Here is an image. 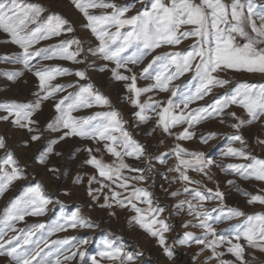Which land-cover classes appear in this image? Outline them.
Wrapping results in <instances>:
<instances>
[{"label":"snow or ice","instance_id":"1","mask_svg":"<svg viewBox=\"0 0 264 264\" xmlns=\"http://www.w3.org/2000/svg\"><path fill=\"white\" fill-rule=\"evenodd\" d=\"M72 4L84 15L88 21L86 27L95 35L98 45L95 50L89 49L93 55L99 54L103 60L115 62L116 67L110 69L116 80L130 81L126 84L128 91L134 93L130 98V103L138 110L134 115L141 122H146L150 117L146 114L149 111L156 112L157 126L168 135H173L171 129L177 125L187 124L183 131L176 134L177 140H190L195 133L190 129L197 123L221 116L225 109L231 105H238L245 109L249 120L237 117L235 112L230 113L237 123L231 127L239 130L245 124L252 123L261 117H264V83L253 84L241 82L232 91L230 95H224L216 98L211 104L191 109L185 113L189 104L202 100L205 96L213 91V87H223L229 81L219 77V72L225 69H234L237 71H247L250 73L264 74V13L254 11L255 0H232L226 4L223 0H150V7H143L134 15H126L132 5L120 6L108 0H71ZM137 3L143 4V0H136ZM90 8L111 9L102 15L90 14ZM45 11L42 5L28 3L26 0H0V29L10 34L11 42L17 44L22 52L15 56V60L21 63L25 69L34 71L38 78L40 94L35 103H0V112L6 113L0 116V121H9L17 127L27 129L32 133L30 139L37 141L41 139L38 129V121L33 119L35 112L40 108L43 100L54 98L56 94L66 91L67 88L74 87L73 84L61 85L53 84L52 81L60 75H70L72 71L67 68L53 67L33 69L32 61L37 57L44 60L54 58L71 60L74 63H81L77 59L82 49L80 42L76 39L62 40L57 45H50L44 48H35L42 40H48L53 37H59L64 33L72 32L73 28L70 22L59 14H52L45 18L42 13ZM259 20V24L257 23ZM31 26V27H30ZM190 26V27H189ZM115 28V31H110ZM250 28V31L248 30ZM122 29H126L123 30ZM189 37H198L199 40L188 51L166 52L153 56L152 60L144 67L140 73L142 78H153L149 69L158 65L161 71L157 72L154 79L155 83L146 87H137V76L132 72L128 65L139 64L144 57L154 52L162 45H178L182 39ZM239 41H243L240 43ZM76 45V51H70V47ZM206 46V47H205ZM35 50H30L34 49ZM132 49L131 54H126ZM0 59H11L7 56ZM170 66H174V71L168 72ZM123 68L130 75L122 74L119 69ZM100 71L108 70L107 65L99 69ZM194 71L193 79L197 81L195 92L186 96L178 104L169 98L166 104L159 100L141 102L142 94L152 92L154 89L168 91L169 84L172 80ZM167 72V74H165ZM216 73V75H214ZM148 74V75H145ZM8 79L15 80L22 75L21 72L6 73ZM75 75L80 79H85L84 71H75ZM177 95L172 91V97ZM110 101L95 91L93 85L80 86L76 93L68 92L61 97L54 105L58 115L50 122L47 127L52 131L62 132L56 140L49 142V147L41 152L39 162L44 163L48 154L52 153V145L59 143L69 136H78L81 138L92 139L93 141H106L104 148L117 162L112 164L105 163L98 158L93 152H99L100 149L86 148L89 158L84 161L85 164L92 166L97 170L100 177L104 180L111 181L118 188L131 191L124 198H120L122 193L111 191V196H104L105 203L101 207H112L109 200L115 201L120 207L131 205L132 210L137 214L132 220L140 228L147 231L151 236L157 238L158 245L163 249L164 254L172 259L174 251L166 242L164 233L170 231V226L165 219L158 218L163 213L162 207L153 206L151 199L152 193L145 188L132 187L130 181H143L144 175L133 177H123V170L129 172L143 173V169L132 168L124 162L123 157H135L139 159L144 154V148L138 142L132 139L131 134L124 129L125 123L120 118L119 112L115 110L106 112H97L94 116L76 118L71 113L79 108L105 106ZM181 112L175 113V108H180ZM224 121L221 120V123ZM119 133V136L115 135ZM215 133H209L208 137H201L202 143H207L209 138L214 137ZM231 141H238L242 147H233L231 144L223 153L226 157H236L251 162L247 164L230 163L225 167L233 170L241 177L248 179L254 178L257 181L264 182V159L252 156L244 149L243 137L239 134L229 138ZM258 143L264 145V139H259ZM0 148H6L5 141L0 137ZM178 163L170 172H176L181 182L186 185H196L194 188L185 186L183 191L191 197L189 200H181L176 207L188 209V215L192 216L196 223L187 222L183 227H199L204 230L202 236H196L190 231L183 234V239L179 240L180 244L195 243L203 245L201 252L205 249L211 250L208 260L217 259L219 264H234L233 261L219 259L223 253L217 252V247L225 241L228 244L227 251L231 253L239 264H249L245 260L244 246L239 243L241 239L247 242L251 248L264 252V213L248 215L243 224L235 226L234 239H229L223 235H218L213 223H219L223 219H233L235 217H244L245 213L238 209H228V214L223 216H212L215 209L204 207V203L211 200L219 199L223 201V193L219 187L215 190L207 188L201 184V181L192 180L187 174L188 170L197 171L211 179L209 171L214 161L206 158L203 152H188L187 149L179 144L174 149ZM59 155V153H56ZM123 154V155H122ZM167 153L162 154L157 159L163 163ZM184 156H190L193 159H184ZM52 172L58 169H49ZM24 173L19 168L16 159L11 152H8L6 158L0 160V194H2L13 181L23 179ZM78 176L74 182H79ZM97 182L96 177L89 179V185ZM100 188H88V195L94 200L99 199V193L104 188H110V184L99 181ZM232 184L233 181H228ZM203 188L204 191L200 189ZM264 192V189L260 190ZM95 193V194H94ZM67 194V193H65ZM178 192H172L173 197L179 195ZM139 202L146 204V208L137 206ZM195 201V203L193 202ZM52 201L45 196L40 184L34 187H28L24 195L11 202V207L5 209V217L0 220L4 225L0 228V256H7L13 264H61L60 257L63 256L65 264L79 257L81 264H100L97 256L101 259L118 262V264H135V261L141 253L125 251L122 247L117 246L114 241L105 239L102 241L103 248L96 255L86 258V251L83 245H87L89 240L84 238L72 243L75 237L65 238L62 240L51 241L56 246L55 259L53 260L52 252L44 253L49 241L41 233L36 239H32L37 231L45 229L43 223L33 224L28 229H16L14 222L23 221L26 216L43 215L48 204ZM249 204L259 203L264 205V195H252L248 200ZM223 212V209H221ZM63 221V222H61ZM158 227H154L157 226ZM79 214V210L72 212L70 215L62 216L54 221L47 229V234L64 231L67 228L92 227ZM11 233V235H9ZM213 239L209 240V237ZM43 244V247L41 245ZM75 249V250H73ZM67 252L68 254H64ZM41 253H44L41 255ZM39 257V259H37Z\"/></svg>","mask_w":264,"mask_h":264},{"label":"rangeland","instance_id":"2","mask_svg":"<svg viewBox=\"0 0 264 264\" xmlns=\"http://www.w3.org/2000/svg\"><path fill=\"white\" fill-rule=\"evenodd\" d=\"M26 2L43 6L45 11L42 13V19L52 14H59L68 20L70 26L73 28L72 32L40 41L39 44L35 45V48L57 45L62 40L76 39L80 42L79 46L82 49L77 59L82 62L74 63L71 60L59 58L44 60L40 57L32 61L34 70L53 67L70 69L72 74L57 76L52 83L75 85L74 87L67 88L64 92L56 94L54 98L41 102L40 108L33 116V119L38 121L37 127L41 135L40 140L32 141L30 139L32 133H29L27 129L13 125L11 119L9 121H0V137L4 139L6 144V148H0V160L5 159L7 153L11 152L25 177L13 181L0 194V220H3L5 217V209L11 207L12 201L21 198L26 188L40 184L45 196L52 203L46 206L43 215L26 216L23 221H15L14 227L16 229H28L33 224L43 223L45 229L37 231L32 239H36L43 233L49 241L48 247L44 248V253L51 251L53 254L51 258L53 260L55 259L56 246H53L50 242L75 237L76 240L72 241V243H76L84 238L89 240L87 245H83V250L86 251V258L94 256L102 250V241L108 239L114 241L117 246L122 247L125 251L133 252L134 254L141 253L137 257L135 264H219V260L217 259L208 260V257L211 255L210 249H205L201 252V248L204 247L203 245L179 243V240L183 239V234L186 231H190L196 236H202L204 230L199 227H183L187 222L196 223V221L192 216L188 215L186 206L184 209H179L176 205L181 200L191 199L190 196L184 193V187L194 188L196 185H186V182L173 179L178 176L176 172L169 171L170 168H174L178 163L174 149L179 144L190 153L203 152L206 158L214 161L209 171L211 179L191 169L188 170L187 174L192 180L201 181V184L206 185L207 188L215 190L218 186L220 192L223 193V201L216 199L204 203L205 208L215 209L212 212L213 217L227 215L228 209L231 208L245 213L244 217L223 219L221 222L213 223L212 225L218 235L233 239V242L236 243L237 241L234 239L235 226L243 224L248 215L264 213V205L248 203L252 195H264V192L260 191L264 189V182L257 181L254 178L245 179L233 170L221 167L230 163L247 164L251 162L241 158L226 157L223 153L230 144L233 147H242L240 142L229 139L231 136L239 134L243 137L245 151L259 159H264V145L258 143L259 139H264V117L241 126L239 130L234 129L231 125L237 123V120L233 119L230 113L235 112L237 117L246 121L250 117H248L245 109L242 107L231 105L225 109L221 116L214 115L212 118L195 124L190 129L195 133L192 139L177 140L176 134L183 131V128L188 126L187 124L175 126L171 129L173 135H168L157 126L158 117L156 112H147L146 114L150 119L146 122L139 121L134 115L138 110L130 103V98L134 96V93L128 91L126 88V84L130 83V81L116 80L110 70L116 67L115 62L105 61L99 54L93 55L88 51L90 48L95 50L98 41L91 30L86 27L88 21L72 4L71 0H26ZM108 2H114L120 6L132 5L130 11L126 13L128 16L136 14L143 7H150V0H143V4L137 3L136 0H108ZM223 2L230 4L232 0H223ZM255 4L254 11L256 13H264V0H255ZM110 11L111 9L104 8L89 9L90 14L94 15H102ZM257 23L259 24V20H257ZM248 30L250 31V28ZM110 31H115V28H111ZM198 40V37H189L182 39L178 45H162L144 57L139 64L128 65L137 76V87L142 88L155 83L154 77L157 72L161 71L158 65H154L152 69H149V73H151L153 78L145 79L140 75L142 69L148 65L153 56L166 52L191 50ZM239 42L242 43L243 41ZM260 47H264V45H260ZM35 48L30 50H35ZM76 49L77 46L72 45L69 50L76 51ZM131 51L132 49H129V52L126 54H131ZM21 52L22 49L17 44L11 42L10 34L0 29V58L5 56L11 58L8 60L0 59V103H35L39 98V81L34 75V71L25 69L21 63L14 59ZM105 65H107L108 70L100 71L99 69ZM77 70L85 72V79H80L75 75V71ZM119 71L124 75H130L123 68L119 69ZM172 71H174V66H170L168 69V72ZM11 72H21L22 75L18 76L15 80H10L5 74ZM218 74L220 78L228 80L229 83L223 87H213V91L205 96L204 99L190 103L188 109H184L185 113L191 109L209 105L218 97L226 94L230 95L241 82L264 83V74L260 73L225 69ZM193 76L194 71L186 72L170 82L168 91L154 89L152 92L142 94L140 100L141 102L148 101L149 97H151L152 100H159L166 104L168 99L172 98L178 104L186 96L195 92L197 81L193 79ZM88 83H91L95 91H98L110 101L109 105H93L90 108H79L73 111L71 115L76 118L90 117L94 116L97 112L115 110L119 112L120 118L125 122L123 124L124 129L131 134L133 140L143 146L144 154L139 159L129 156L123 157L125 163L132 168L143 169V173L123 170L121 175L123 177H133L141 174L145 176L143 181L132 180L130 184L132 187L145 188L152 193L153 206L164 209L158 218L165 219L170 226V231L164 233V235L168 246L174 251L172 259H169L164 254L163 249L157 243L156 237L151 236L132 220V217L137 214L132 210L131 205L120 207L115 201L110 199L109 203L112 204V207L100 206L105 203L104 196L108 195L110 197L113 190L122 193L121 199L131 191V187L128 191H125L118 188L111 181L104 180V178L99 176L96 169L84 163L89 158V153L85 151L86 148L94 150L99 148L100 151H94V155L101 158L105 163H118L117 158L109 154L104 148V144L110 142H96L88 138L69 136L59 143L52 145V153L47 155L44 163L39 162V156L41 152H44L49 147V142L58 139L62 134V132L52 131L47 127L58 115L54 107L55 103L61 97L67 95L68 92L76 93L79 91L80 86L87 85ZM172 91L177 92L175 97H172ZM182 108L183 105L180 108H175L174 112L179 113ZM5 114L4 112H0V116ZM221 120L224 122L221 123ZM209 133H215L216 135L209 138L207 143H202L201 137H208ZM115 135L119 136V133H115ZM56 153H59V155ZM164 153H167V156L164 157V162L161 163L157 157H160ZM183 158L193 159L190 156H184ZM51 168L58 169V171L52 172L49 170ZM78 176L81 178L80 181L78 183L74 182ZM92 176L96 177L97 182L89 185V179ZM102 180L104 183L110 184L111 189L104 188L99 193V199L94 200L92 196L88 195V188L89 186L92 189L100 188L99 181ZM228 181H233V183L229 184ZM200 190L204 191L203 188ZM172 192L180 194L173 197L171 195ZM193 202L195 203V201ZM135 203L142 209L147 207L146 204ZM221 209H223V212H221ZM77 210H79L80 216L87 223L93 225L92 227L67 228L64 231L54 232L51 235L47 234L49 226L54 221H57L62 214L67 216ZM3 227L4 225L0 223V228ZM154 227H158V225ZM208 239L211 240L213 237L210 236ZM239 243L245 248L244 256L249 264H264V252L249 247L243 239ZM41 247H43V244ZM227 248L228 244L226 241L217 247V252L223 253L219 259L239 264L236 258L227 251ZM44 253H41V255ZM64 254L68 253L65 252ZM60 260L61 264H65L63 256L60 257ZM97 260L100 261V264H118V262L101 259L99 256H97ZM0 264H13V262L7 256H0ZM33 264H35V261H33ZM67 264H81V261L77 257L75 260L67 262ZM88 264H91L90 259L88 260Z\"/></svg>","mask_w":264,"mask_h":264}]
</instances>
